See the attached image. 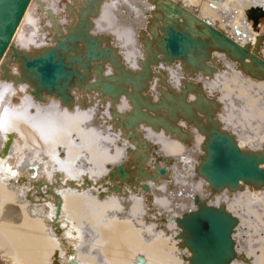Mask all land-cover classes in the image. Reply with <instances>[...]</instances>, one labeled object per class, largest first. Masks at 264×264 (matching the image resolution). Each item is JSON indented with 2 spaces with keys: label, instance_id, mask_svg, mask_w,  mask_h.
Instances as JSON below:
<instances>
[{
  "label": "bare ground",
  "instance_id": "6f19581e",
  "mask_svg": "<svg viewBox=\"0 0 264 264\" xmlns=\"http://www.w3.org/2000/svg\"><path fill=\"white\" fill-rule=\"evenodd\" d=\"M62 1L51 10L43 7L46 0L30 2L2 59L7 77L0 64V264H193L179 221L205 207L235 220L229 264H264V182L214 188L200 169L213 131L245 154L264 158V72L224 54L187 19L164 20L161 27L166 0L145 8L146 27L134 16L135 30L145 28L139 40H132L127 24L117 23V0ZM170 1L201 20L193 8L205 10L203 0ZM240 5L236 20L248 37L238 45L264 61V16L256 25L248 17L252 10L264 14V0ZM169 26L171 33L207 44V56L191 50L188 64L165 56ZM215 29L234 42L235 33ZM73 35L88 47L90 39L101 41L99 50H113L114 60L96 63L99 75L73 64L72 70L83 73L79 85L72 83L68 93L63 88L64 95L42 92L25 76L24 64L49 51L65 64L82 56L81 44L69 54L55 51ZM144 48L159 54L148 79L139 73V64L150 57ZM224 61L233 69L229 75ZM97 81L128 93L109 98ZM145 99L150 105L161 100L154 113L142 111L155 119L145 118L129 131L125 118L116 116L130 113L131 104L141 108ZM180 160L190 167L180 172ZM169 209L179 214L165 215Z\"/></svg>",
  "mask_w": 264,
  "mask_h": 264
},
{
  "label": "water",
  "instance_id": "95a60500",
  "mask_svg": "<svg viewBox=\"0 0 264 264\" xmlns=\"http://www.w3.org/2000/svg\"><path fill=\"white\" fill-rule=\"evenodd\" d=\"M31 1L0 0V64L1 69L4 71L3 77H7L8 63L2 62V59L8 48H13L11 41ZM166 1L167 3L163 4V18L158 22L161 27L164 20L177 19L180 21L187 19L200 26L201 29L206 30L211 42L224 54L229 52L230 57L240 64L253 66L254 71L264 72V61L254 53H250L248 49L238 45L218 30L195 18L189 12L179 7L178 4L170 0ZM263 16V13L259 14L252 10L248 17L256 25L258 20ZM179 23L183 24V22ZM168 28V36L165 37V41L162 44L163 54L169 57V59L186 60V64H188V60L191 58V50H195L199 55H203L204 57L207 56V49L205 48L207 44L205 46L203 42L199 43L194 41L187 35L171 33L172 27L169 26ZM151 41L149 40L148 42L151 43ZM80 44L84 49L83 55L69 58L68 64H65L62 58L56 61V56L53 55L54 53L52 51L47 52L41 59L26 62L23 68L25 76L32 82H37L42 92L51 93L52 91H57L64 95L62 89L64 88L66 93H68L70 91L68 88L72 83L79 85L84 79L83 73H88L92 71L91 69H95L93 73H99L98 70L101 67L96 66V63L102 61L111 63L115 58L114 56H116L114 51L109 48L103 47L100 51L101 41H96L95 39H90V45L88 47L87 44L81 41L79 35H73V37L66 36L65 42L60 43L55 48V51L58 53L61 50L64 54H69L75 50V46L77 47ZM148 50L144 48V54L150 57L139 64L142 68L139 73L144 79L149 78L150 66L154 65L155 60L159 57L157 51L150 48V53H148ZM73 64L77 65L83 73L79 74L72 70L71 65ZM135 77L136 80H139V75ZM114 79V75L108 77L110 81ZM101 83L100 85V81H97L95 84H99L101 93L109 98L117 100L121 95L128 93L126 90L118 89L114 83ZM140 88L142 90L138 91L142 92L145 86H140ZM184 90L186 88H182L179 94L176 93L178 97L182 96ZM66 96L68 98L70 97L67 94ZM138 99L141 100L139 97ZM143 101L146 104L142 105L141 108L136 103L131 104L132 109L129 111L130 113H126L125 116H116L119 119L121 116L125 118L124 126L129 131L132 127L143 123L145 118H151L148 117L147 112H142L143 110L154 113V109H157L161 104L160 99L151 105L148 104L146 99ZM196 103L197 101L186 103L185 105H195ZM165 109L164 106L160 107V110ZM151 119L155 118L153 117ZM207 152V161L200 169L203 177L214 188L220 189L226 186L235 188L239 182L245 181L253 183L264 182V168L261 167L264 164V158H256L251 154H245L233 144L227 135L213 131L212 139L207 143ZM194 203L197 205L198 198L194 199ZM179 222L183 234L186 237L184 239L186 247L193 254V264H229L233 260L234 246L232 234L234 233L236 225L235 220L230 215L222 212L221 209L205 207L187 218H183Z\"/></svg>",
  "mask_w": 264,
  "mask_h": 264
},
{
  "label": "rangeland",
  "instance_id": "374dc122",
  "mask_svg": "<svg viewBox=\"0 0 264 264\" xmlns=\"http://www.w3.org/2000/svg\"><path fill=\"white\" fill-rule=\"evenodd\" d=\"M118 1L120 0H117L116 4L113 7V13L115 15V19L117 20V23L123 24V25L127 24V26L132 29V31H129V34L133 36L132 40H134L135 38L139 40L140 37L143 38L145 35L142 29H145V28H141V30L140 29L135 30L133 26L135 25L136 20H142V19H143L144 27L147 26L150 19L148 17L149 15L145 11V8L148 7V5L149 6L153 5L154 0H125L124 3L123 2L121 3ZM203 1L205 5V10H203L202 8L194 7L193 13L197 15V17H199L206 24L213 27L214 29L216 27H220V28L222 27L228 30L227 33H235L236 36L233 38L234 42L240 45L244 44L245 39L248 37L247 36L248 32L246 28L245 29L243 28L244 23L239 20H236V8L238 5L242 4L245 1H249V0H228L227 5H222L221 0H203ZM209 3H211V5H209ZM52 5H57V8H58V6L63 5V1L62 0H46L43 7L47 8L48 10H51L50 7ZM137 6L139 10H137ZM239 7H242V5H240ZM140 8H144V9H140ZM42 12L44 13V9L42 10ZM136 14H137V17H136ZM134 16H135V21L133 20ZM150 38H153V37H150ZM136 45L140 46V43L138 42L136 43ZM132 46L131 44L125 45V47H127L128 49L131 48ZM226 65L227 63L226 61H224L223 66L227 67ZM232 72H233V69L228 68V67L226 68L225 73L227 75L231 74ZM197 92L201 96V90ZM196 95L199 97L197 93ZM234 96L236 95L234 94ZM262 99H264V90L262 94ZM236 110L238 111L237 108ZM263 136L264 135L260 137H263ZM177 166L180 172H182V170H185V168L190 167L187 165V162L185 163V161L183 160H180ZM181 181L182 182L186 181V176L184 174H182L181 176ZM163 213H165V215L169 214L170 216H176L177 214H179L177 209H169L168 211L163 212ZM250 229L249 230L246 229V230L249 231L250 233V231H252V229L251 230ZM260 244L261 242H259V244L257 242L256 250H258V245ZM255 253L256 252L253 253V258H254ZM241 255H243V257L245 258H248V256H250L243 252H241Z\"/></svg>",
  "mask_w": 264,
  "mask_h": 264
}]
</instances>
